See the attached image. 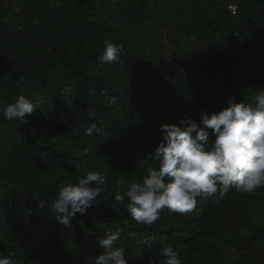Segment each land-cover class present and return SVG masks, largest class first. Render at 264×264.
Returning a JSON list of instances; mask_svg holds the SVG:
<instances>
[{
  "label": "trees",
  "instance_id": "trees-1",
  "mask_svg": "<svg viewBox=\"0 0 264 264\" xmlns=\"http://www.w3.org/2000/svg\"><path fill=\"white\" fill-rule=\"evenodd\" d=\"M0 0V101L36 102L28 124L0 113V252L15 264H94L108 230L129 264H164L172 244L182 264H245L227 248L264 243V188L230 189L217 204L197 198L190 214L166 209L153 225L137 224L123 194L157 162L160 125L200 119L264 90V0ZM156 44H146L138 28ZM121 59L98 60L104 40ZM94 93V94H93ZM91 108L94 116L87 115ZM95 122L102 129L89 136ZM211 139V138H210ZM100 170L107 184L88 214L65 227L46 202L65 181ZM254 264H264V254Z\"/></svg>",
  "mask_w": 264,
  "mask_h": 264
},
{
  "label": "clouds",
  "instance_id": "clouds-1",
  "mask_svg": "<svg viewBox=\"0 0 264 264\" xmlns=\"http://www.w3.org/2000/svg\"><path fill=\"white\" fill-rule=\"evenodd\" d=\"M103 45L99 62H119L122 46L107 39ZM36 110V102L22 94L12 103L0 101V113L8 121L28 124ZM87 115L94 116L91 108ZM160 130L162 140L147 154L158 166L148 169L147 175L131 183L123 194L119 189L124 181H117L114 199L124 202L127 198L125 209L137 224H155L165 209L170 214H190L196 210L198 197L218 204L230 189L254 194L264 188V90L257 91L249 103L236 102L229 96L227 106L219 111L202 110L198 121L185 116L178 124H161ZM101 131L93 122L85 134ZM106 184L103 172L91 170L76 183L63 182L50 203L38 194L31 199L40 209L50 207L58 223L68 227L78 214L85 216L96 206V198ZM120 237L121 230L116 228L99 239L102 251L94 264H129L125 250L117 246ZM161 256L164 264H182L179 252L170 243L163 244ZM0 264L15 261L0 252Z\"/></svg>",
  "mask_w": 264,
  "mask_h": 264
},
{
  "label": "rangeland",
  "instance_id": "rangeland-1",
  "mask_svg": "<svg viewBox=\"0 0 264 264\" xmlns=\"http://www.w3.org/2000/svg\"><path fill=\"white\" fill-rule=\"evenodd\" d=\"M235 1L237 0H231V8H235L236 4ZM139 36L142 40L146 42V44L149 46L150 44H156V39L154 40L149 31L146 28L139 27L138 28ZM254 221L251 222V224L244 230L242 229L240 232V235H244L249 237L251 235L250 227H252L254 224L259 223L260 221H264V215H258L253 216ZM226 252L233 258L236 259L237 257H243L244 260H246L245 264H254L261 255L264 254V243L257 244L253 248H227Z\"/></svg>",
  "mask_w": 264,
  "mask_h": 264
},
{
  "label": "built area",
  "instance_id": "built-area-1",
  "mask_svg": "<svg viewBox=\"0 0 264 264\" xmlns=\"http://www.w3.org/2000/svg\"><path fill=\"white\" fill-rule=\"evenodd\" d=\"M232 9H235V8H232Z\"/></svg>",
  "mask_w": 264,
  "mask_h": 264
}]
</instances>
